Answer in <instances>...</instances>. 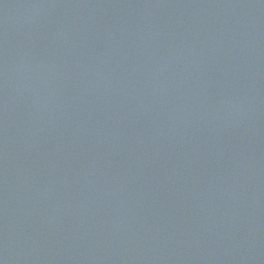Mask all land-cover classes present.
Here are the masks:
<instances>
[{"label": "water", "instance_id": "1", "mask_svg": "<svg viewBox=\"0 0 264 264\" xmlns=\"http://www.w3.org/2000/svg\"><path fill=\"white\" fill-rule=\"evenodd\" d=\"M0 264H264V0H0Z\"/></svg>", "mask_w": 264, "mask_h": 264}]
</instances>
